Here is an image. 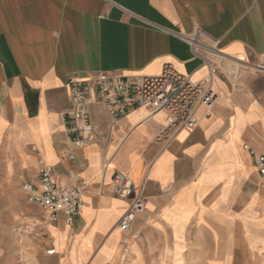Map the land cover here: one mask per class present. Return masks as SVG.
<instances>
[{
	"label": "crops",
	"instance_id": "obj_1",
	"mask_svg": "<svg viewBox=\"0 0 264 264\" xmlns=\"http://www.w3.org/2000/svg\"><path fill=\"white\" fill-rule=\"evenodd\" d=\"M196 28L224 53L213 83L218 101L208 113L200 109L197 125L173 138L164 132L169 112L147 119L141 107L112 127L107 111L92 105L93 123L111 134L107 148L73 141L64 112L77 79L157 75L165 64L207 78L180 37ZM259 66L264 0H0V146L36 168L22 185L36 176L39 159L58 181L89 184L74 226L64 212L53 223L42 211L56 252L33 261L64 264L51 233L64 245L65 264H153L161 250L178 262L184 246L190 263L224 264L237 227L264 264V177L243 148L264 153ZM118 172L145 198L129 234L117 230L128 204L113 194Z\"/></svg>",
	"mask_w": 264,
	"mask_h": 264
},
{
	"label": "built area",
	"instance_id": "obj_2",
	"mask_svg": "<svg viewBox=\"0 0 264 264\" xmlns=\"http://www.w3.org/2000/svg\"><path fill=\"white\" fill-rule=\"evenodd\" d=\"M201 28L180 37L190 46L193 55L202 60L208 70V77L194 80L190 75L179 72L171 64H165L157 75H115L100 73L97 77L77 79L71 84V106L64 112L67 132L80 145L97 144L105 150L111 134L103 133L92 121L89 107L102 106L110 116L111 126H118L130 113L141 107L149 109L147 119L165 111L172 116L164 132L173 138L187 127L197 125L198 113L202 107L207 113L217 103L219 95L214 89V78L220 71L224 53L215 45L211 37H206ZM264 69V66H259ZM243 148L254 156L258 172L264 177V153H257L250 145ZM38 152L36 147L32 149ZM89 184L79 180L68 185L55 178L53 167L39 159L36 176L22 185L28 202L36 204L46 212L50 222H58L61 213L66 214L67 223L74 226L85 203ZM132 179L121 172L114 175V197L127 201V207L120 217L117 227L125 234L132 231L137 216L144 212L145 198L142 191L133 195ZM56 248L47 249L50 255ZM86 264H93L89 261Z\"/></svg>",
	"mask_w": 264,
	"mask_h": 264
},
{
	"label": "rangeland",
	"instance_id": "obj_3",
	"mask_svg": "<svg viewBox=\"0 0 264 264\" xmlns=\"http://www.w3.org/2000/svg\"><path fill=\"white\" fill-rule=\"evenodd\" d=\"M6 145V144H5ZM36 168L24 165L20 153L6 146H0V264H37L34 258H41L49 247L46 219L42 210L29 204L22 190L24 180L30 178ZM230 241V260L224 264H262L256 248L251 247L241 229L234 230ZM240 233V234H239ZM58 246L62 263H67L63 246L50 233ZM181 261H168V252L158 253L161 261L155 264H205L189 262V246H184ZM74 251V248L73 250ZM76 264H81L74 260ZM153 263V264H154ZM132 264V263H131ZM133 264H137L136 262Z\"/></svg>",
	"mask_w": 264,
	"mask_h": 264
},
{
	"label": "bare ground",
	"instance_id": "obj_4",
	"mask_svg": "<svg viewBox=\"0 0 264 264\" xmlns=\"http://www.w3.org/2000/svg\"><path fill=\"white\" fill-rule=\"evenodd\" d=\"M117 230H119L120 232H121V230L119 229V228H117ZM56 248V247H55ZM37 263V262H36ZM55 263V262H54ZM122 264H124V263H122Z\"/></svg>",
	"mask_w": 264,
	"mask_h": 264
}]
</instances>
